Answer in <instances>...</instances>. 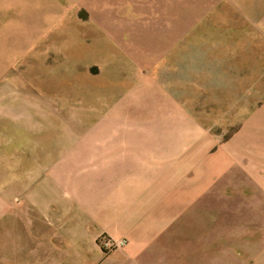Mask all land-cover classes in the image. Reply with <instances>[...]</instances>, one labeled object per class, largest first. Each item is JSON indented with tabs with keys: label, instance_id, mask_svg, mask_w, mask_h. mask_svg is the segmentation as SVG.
Masks as SVG:
<instances>
[{
	"label": "crops",
	"instance_id": "obj_1",
	"mask_svg": "<svg viewBox=\"0 0 264 264\" xmlns=\"http://www.w3.org/2000/svg\"><path fill=\"white\" fill-rule=\"evenodd\" d=\"M78 2L89 22L74 38L90 42L87 60L106 80L94 93L108 97L100 107L108 113L93 121L106 130L72 140L57 157L82 163L52 168L27 187L10 240L15 224L20 246L56 264H139L159 224L160 177L169 175L160 160L176 157L175 129L209 127L194 112L244 113L243 137L264 145V0ZM103 234L126 247L104 256Z\"/></svg>",
	"mask_w": 264,
	"mask_h": 264
},
{
	"label": "rangeland",
	"instance_id": "obj_2",
	"mask_svg": "<svg viewBox=\"0 0 264 264\" xmlns=\"http://www.w3.org/2000/svg\"><path fill=\"white\" fill-rule=\"evenodd\" d=\"M88 22L78 0H0V264H56L19 245L22 226L13 224L10 240V218L40 174L83 162L57 159L72 140L106 130L93 123L108 113L100 108L108 97L94 93L106 80L87 60L90 42L74 38ZM224 98L227 108L231 97ZM194 115L209 127L175 129L176 157L160 160L169 175L160 177L158 229L139 264H261L264 159L250 156L264 158V145L243 137L244 113Z\"/></svg>",
	"mask_w": 264,
	"mask_h": 264
},
{
	"label": "built area",
	"instance_id": "obj_3",
	"mask_svg": "<svg viewBox=\"0 0 264 264\" xmlns=\"http://www.w3.org/2000/svg\"><path fill=\"white\" fill-rule=\"evenodd\" d=\"M126 245L127 241L125 239H112L107 236H101L98 239V247L104 256L109 254V252L121 249Z\"/></svg>",
	"mask_w": 264,
	"mask_h": 264
}]
</instances>
